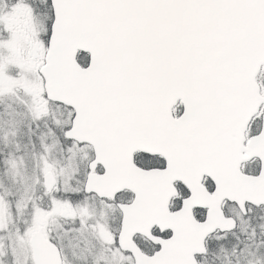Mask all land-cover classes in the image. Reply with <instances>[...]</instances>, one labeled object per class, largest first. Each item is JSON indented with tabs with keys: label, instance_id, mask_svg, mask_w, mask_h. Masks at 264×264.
<instances>
[{
	"label": "snow or ice",
	"instance_id": "1",
	"mask_svg": "<svg viewBox=\"0 0 264 264\" xmlns=\"http://www.w3.org/2000/svg\"><path fill=\"white\" fill-rule=\"evenodd\" d=\"M0 264H264V0H0Z\"/></svg>",
	"mask_w": 264,
	"mask_h": 264
}]
</instances>
